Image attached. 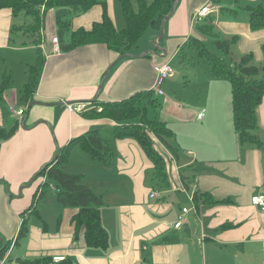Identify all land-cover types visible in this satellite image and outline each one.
<instances>
[{"label":"crops","instance_id":"crops-1","mask_svg":"<svg viewBox=\"0 0 264 264\" xmlns=\"http://www.w3.org/2000/svg\"><path fill=\"white\" fill-rule=\"evenodd\" d=\"M261 1L264 0H178L175 13L163 23L164 37L160 46L167 54L150 53L149 57H139L140 52L152 48L149 43L152 37L160 35L161 29L150 28L135 55L126 58L104 43L80 45L55 53L52 38L58 37L59 28L54 9L47 13L41 44L32 43L22 31L11 37L12 12L9 8L0 10L1 76L12 72L15 78L12 58L20 59L21 68L26 69L36 63L39 52L43 59L36 92L30 105L25 102L28 109L22 107L23 89L20 90L15 81L0 102V126H10V112L20 123L16 133L2 142L0 151V249L6 242H12L9 259L4 264L9 261L19 264L18 257L28 259L45 255L69 258L71 264H264V212L251 203L254 194L264 193V163L260 149L244 151L235 143L222 155H203L200 148L201 153L191 157L193 151L184 143L174 142L187 152V156L168 139L176 150L175 158V152L155 138L156 148L170 167L166 168V180H162L156 178L154 162L139 141L113 136L115 121L87 119L83 111L76 112L72 108L79 103L90 104L87 105L90 107L94 99L121 101L137 91L155 90L154 65L174 58L191 37L206 42L220 37L232 39L235 35L238 51L252 53L255 61L263 65L264 27L251 28L250 10L246 8ZM132 3L137 10L138 0ZM205 5L211 7L214 21L205 18L196 22L194 13ZM108 12L117 26V0H108ZM103 13L102 7L95 5L73 17L71 28L73 31L92 30L95 22L102 21ZM208 25H213V33L205 31ZM33 50L35 56L29 54ZM14 54L18 56L10 58ZM210 75L201 81L205 84L200 91L204 96L212 90L215 95V87L219 84L218 78ZM186 97L185 103L176 101L174 113L180 115L176 118L179 122L205 125V119L213 117L211 111L217 112L214 97L197 106L187 102ZM166 98L174 102L171 97ZM11 105L25 109L26 113L23 116L14 114ZM183 111L184 114H180ZM200 113L203 115L198 119ZM257 121L264 130V98L257 108ZM95 129L107 133L104 139L116 154L112 163L109 166L99 164L86 153L87 156L80 155L75 148L65 170L83 174L84 182L104 197L100 211L102 224L109 232L108 247L87 246L84 230L75 236L72 217L77 209L62 206L57 191L53 199L46 193L40 197L36 211L28 213L29 218L35 216L38 220L30 219L27 236L20 244L16 243L23 213L35 201L40 186L49 180L47 175H37L40 169L53 161L60 147ZM185 167L189 169L188 175L183 173ZM154 191L160 196L152 197ZM196 191L212 193L219 201L230 198L232 202L208 206L202 198L195 201ZM48 205L55 213L52 220L43 213V206ZM183 207L190 211L183 225L176 227ZM18 246L21 249H16Z\"/></svg>","mask_w":264,"mask_h":264},{"label":"trees","instance_id":"trees-1","mask_svg":"<svg viewBox=\"0 0 264 264\" xmlns=\"http://www.w3.org/2000/svg\"><path fill=\"white\" fill-rule=\"evenodd\" d=\"M118 2L125 18V28L120 30L115 26L108 12V0H0V10L9 8L14 18L19 17L21 13L28 16L29 21L21 25L12 24L11 30L14 33L22 31L34 44H41L42 28L46 24L47 13L50 9H54L59 28L58 40L63 52L75 49L80 45L104 43L110 50L123 54L130 52L150 28L161 29L163 18L174 11L176 0H152L151 2L138 0L137 10L134 9L132 0H118ZM95 5H99L103 9L102 21L95 22L92 30L79 28L77 31H73L71 28L73 17L89 11ZM246 8L250 10L251 28L253 30L262 29L264 27V1L256 6L247 5ZM205 18L206 20L209 18L211 22L215 19L211 14ZM213 30V25H208L205 29L206 32L211 33ZM67 35H70L68 41L64 40ZM236 41L237 36L235 35L232 39L220 37L213 40L217 49L225 52L227 56L232 54L231 47ZM188 45L191 48L194 47L200 58L208 62L212 76L226 79L231 84L234 129L239 136L240 143H247L264 152V141L260 135L253 132V130L259 129L257 108L264 98V65L255 63L252 53L241 56L238 61L231 59L229 62L226 58L210 50L207 42L196 37H191ZM183 46L180 52L183 59H186L187 53L183 52ZM38 57L36 63L29 65L26 69L27 81L23 85L22 98L29 105L36 92L42 72L43 59L40 52ZM260 75L262 76L260 77ZM13 81L12 72H5L1 76L0 102H2L4 94L13 87ZM91 103L92 105L83 111L84 117L87 119L110 118L115 121L113 136L119 139L131 137L139 141L145 153L154 162L156 178L166 180V159L156 148L155 138L165 147L172 148L168 139L174 136V131L169 124L161 120L150 119L148 116L149 107L159 105L154 89L137 91L121 101L100 102L98 99H94ZM19 125V121L16 120L10 128L0 126V151L2 142L10 139L18 130ZM75 148L82 149L95 162L104 166H109L116 156L113 148L104 139L101 130L95 129L71 139L66 146L60 147L53 161L42 167L37 175H47L49 180L56 184L57 198L63 206L77 209L72 217L75 236L84 230L87 246L107 248L110 240L109 232L102 224L100 211L104 197L101 194H96L84 182L83 174L65 170L70 161V154ZM174 155L176 158L177 153L175 152ZM47 186V182L40 186L35 195V201L23 213L24 220L15 239L16 243L19 239L27 236L29 226L26 216L28 213L36 211V203L45 194ZM199 198H202L208 206L232 202L230 198L219 201L214 199L212 193L196 191L195 201ZM11 245L12 242H6L5 246L0 249V258H3ZM16 261L19 264L72 263L69 258L55 262L54 257L46 255L28 259L18 257Z\"/></svg>","mask_w":264,"mask_h":264},{"label":"rangeland","instance_id":"rangeland-1","mask_svg":"<svg viewBox=\"0 0 264 264\" xmlns=\"http://www.w3.org/2000/svg\"><path fill=\"white\" fill-rule=\"evenodd\" d=\"M117 12H118V18H117V26L120 29L125 28V18L123 15V12H121L120 4L117 0ZM29 21V17L24 15L23 13L20 14L19 17H16L13 19V24H18L21 25L22 23H25ZM11 37L15 36V33L11 32ZM66 40H69V35L65 36ZM144 35L140 39L139 43L132 48L131 54L135 55L134 53L138 51L139 46L144 43ZM208 47L210 50L214 51L217 55L222 56L227 59V61L231 62V59L233 61H238L241 56L246 55L247 53H242L241 51H238L237 45L234 43L231 47L232 54L227 56L225 52L218 50L217 47L215 46L213 41L206 40ZM47 45L49 44V41L47 40L45 42ZM151 43V41H149ZM148 43V44H149ZM189 40L187 41V44L183 46V52L187 53V58L183 59V55L180 51H178V54L169 60L170 64L175 67L176 74L172 78H167L164 82V85L162 86L163 95H160L155 91V96L158 98L159 105L156 107H149V118L150 119H156V120H161V121H167V123L174 129V138L170 139L171 143L177 148V150L180 149V152H182L183 156H187V152L182 148L178 147L175 143L177 142L178 144L184 143L185 147L190 148L192 152V156H195V153H199L200 151L198 149H202L204 151L203 155H209L210 156H216V155H222L223 153H226L227 150L235 145V143H238L241 147L242 150L245 151V149H251L255 148L252 145L250 146L249 144H241L239 140V136L237 135L235 129H234V122H233V108H232V93H231V85L228 80L226 79H216L218 80L219 84L216 85L215 87V95L213 94V90L204 96L202 94L203 86L205 84L201 83V81H204V77L207 75H210L209 71V66L208 62L202 58H200L199 53L194 47H190L188 45ZM146 52V51H145ZM145 52H140V55L145 53ZM29 54H34L35 52L33 50L29 51ZM17 57L18 54L11 55ZM20 59L18 58H12L10 59V62L14 68V72H16V76L14 78L15 85L20 86V90L23 89V85L25 82V69L24 67L21 68L20 66ZM34 63V59L30 60ZM258 65L263 66L262 64H259L258 62L254 61ZM2 70L0 69V77H1V72ZM27 75V72H26ZM262 75H260L261 77ZM188 80V83H187ZM217 82V83H218ZM205 89V88H204ZM196 92L198 94H196ZM218 94V95H217ZM186 97L187 102L191 103L192 106H197L200 105L201 103L206 102L207 100H211L214 97V101L216 103V108L211 105V107L215 108L217 112L211 111L213 114V117L208 119L203 122L205 125H193L192 123L186 122L184 123L183 121H177V117H179V114L174 113L177 109L176 106L178 105L177 102L180 103H185L184 101V96ZM167 96L171 97L174 99V102L171 101H166ZM177 101V102H176ZM92 105V104H91ZM25 106L26 110L28 109V106H26L25 101L22 103V107ZM24 109V111H25ZM185 111H183L180 114H184ZM11 113V112H10ZM8 114L9 120H11L10 126L14 124L16 121V115ZM47 122V121H45ZM10 126H6L7 128H10ZM52 132V138H54V133H53V128L51 129ZM254 133H257L260 135L262 140L264 141V130L262 128L253 130ZM108 136L107 133L103 134V137ZM109 138H112L111 135H109ZM175 142V143H174ZM172 150V153L175 152L176 150H173L172 148H169ZM170 150V151H171ZM78 153L80 155H85V153L78 148ZM262 151V150H261ZM263 152V151H262ZM201 153V152H200ZM175 153H173V156ZM87 156V155H85ZM87 158V157H85ZM211 158V157H209ZM264 163V152H263V159ZM170 167H167V170H169ZM188 168L185 167L183 169V173L185 175H188ZM48 186L46 187V194H49L53 199L54 196V191H57L56 184L51 182L50 180L46 181ZM28 183V182H27ZM157 182H154V186L157 187ZM40 185V184H39ZM152 187V186H151ZM160 187V186H159ZM158 188V187H157ZM161 188V187H160ZM51 198H48L51 200ZM50 200H47V203L50 202ZM61 204V203H60ZM62 205V204H61ZM63 206V205H62ZM51 206H43V213L45 214L46 218L48 220H52L55 216V213H52L50 210ZM27 219H28V226L30 219L38 220L37 217L32 216L29 218V214H27ZM53 227V226H52ZM21 239H19L17 242L20 244ZM16 249H21L19 246ZM9 251V249H8ZM8 251L4 254L3 258L8 255ZM2 258V259H3ZM9 259V258H8ZM11 262L9 261L7 264H10Z\"/></svg>","mask_w":264,"mask_h":264},{"label":"built area","instance_id":"built-area-1","mask_svg":"<svg viewBox=\"0 0 264 264\" xmlns=\"http://www.w3.org/2000/svg\"><path fill=\"white\" fill-rule=\"evenodd\" d=\"M212 12V9L209 5H205L203 8H201L200 10H197L194 13V20L196 22H202L206 16H208L210 13ZM52 42L54 43V52L55 53H60L62 50L60 48V42L58 40V37H53L52 38ZM155 67V71L157 74L156 77V86H155V90L158 94L163 95V89L162 86L164 85V82L167 78H172L175 76L176 74V70L175 67H173L170 62L166 61L164 63L161 64H156L154 65ZM90 104H84V103H79V104H74L72 106L73 110L76 112H82L84 110H86ZM86 108V109H85ZM11 110L14 114L23 116L24 115V109H16L13 105H11ZM203 113H200L198 115V119H200L202 117ZM151 196H160L158 192L154 191L153 193H151ZM251 203L252 205L258 206L263 212H264V193H256L253 195V197L251 198ZM190 211L189 208L183 207L182 210V214L179 216L178 222L176 224V227H181L183 225V220L185 218L186 213H188ZM8 258V257H7ZM64 257L63 256H57L54 257V261H60L63 260ZM6 261V257L5 258H0V264H4Z\"/></svg>","mask_w":264,"mask_h":264},{"label":"water","instance_id":"water-1","mask_svg":"<svg viewBox=\"0 0 264 264\" xmlns=\"http://www.w3.org/2000/svg\"><path fill=\"white\" fill-rule=\"evenodd\" d=\"M177 1L178 0H176V2H175V4H174V11L171 13V14H169V15H167V16H165L164 18H163V20H162V23H161V32H160V35H154L153 37H152V41H151V46H152V48L151 49H149V51H146L145 53H143V54H141V55H139V57H146V56H148L150 53H155V54H162V53H164V54H167L166 53V51L164 50V49H162L161 48V46H160V43H161V41L163 40V37H164V25H163V23L167 20V19H169L174 13H175V9H176V6H177ZM134 55L133 54H131V53H129V52H126V53H123V55H121V57H133ZM34 104V102H32V104L31 105H33ZM25 126V122H23L22 123V127H24ZM58 153V152H57ZM57 155V154H56ZM55 155V156H56Z\"/></svg>","mask_w":264,"mask_h":264}]
</instances>
